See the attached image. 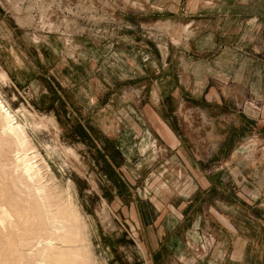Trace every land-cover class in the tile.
<instances>
[{"label":"rangeland","instance_id":"374dc122","mask_svg":"<svg viewBox=\"0 0 264 264\" xmlns=\"http://www.w3.org/2000/svg\"><path fill=\"white\" fill-rule=\"evenodd\" d=\"M155 4L154 0H0V96L25 131L23 141H18L0 111V264H151L146 240L156 230L149 225L158 210L146 195L189 193L192 182L184 174L183 161L174 158L170 146L147 127L154 142L142 148L156 154H147V174L133 183L135 172L117 170L125 161L110 138L99 129L88 132L82 127L80 87L70 104V90L47 78L45 65L46 59H55L64 71L67 63L61 59L76 63L85 45L82 40L108 50L119 40L116 50L133 39L149 46L155 61L150 69L157 71V59L173 45L171 27L182 22L184 30L189 26L181 17H163ZM18 74L21 81L16 80ZM146 79L139 75L119 85L118 91L123 96L125 90H141ZM149 80L153 83L155 74ZM215 82L210 84L218 88ZM217 82L223 84L222 90L232 85L224 79ZM141 98V92L139 96L134 92L135 102ZM184 98L187 111L181 112L178 130L199 137L189 150L197 146L199 152L205 151L210 146L201 139L211 129L199 123L200 111L189 108L208 102L203 95L197 100ZM230 103L235 105L225 112L214 111L215 116L225 113L235 119L218 133L226 141L222 149L264 151L263 101L249 94ZM25 154L36 165L33 176L20 161ZM246 161V167H252L253 161ZM207 162L215 167L223 161ZM263 200L264 192L259 202ZM217 242L216 233L203 222L187 232L186 245L199 261L215 251ZM161 257L171 260L169 252L162 251ZM176 260L184 262L183 257Z\"/></svg>","mask_w":264,"mask_h":264},{"label":"crops","instance_id":"0c3cea01","mask_svg":"<svg viewBox=\"0 0 264 264\" xmlns=\"http://www.w3.org/2000/svg\"><path fill=\"white\" fill-rule=\"evenodd\" d=\"M155 1L163 17H181L189 26L184 30L182 22L171 27L173 45L157 59V71L150 69L155 61L143 40H125L116 50L119 40L110 43V50L82 40L81 58L76 63L61 59L67 63L64 71L54 63L57 60L46 59V76L70 90V104L76 87H80L82 127L88 132L99 129L110 138L115 152L125 161L124 168L119 164L117 170L135 172L133 183L147 174V154L154 153L148 152L149 147L142 148L154 142L149 128L170 146L174 158L183 161L184 174L192 182L189 193L146 195L158 210L149 225L156 230L146 240L151 264H178L176 259L182 257L183 264H264V200L259 202L264 192V151L223 150L226 141L218 133L235 119L225 113L214 115V111L225 112L235 105L230 101L239 102L249 94L264 103V0ZM39 55L44 58L41 51ZM151 73L156 78L153 83ZM139 75L147 78L141 90H125L122 96L119 85ZM223 79L232 82L224 90L217 82ZM16 80L21 81L19 74ZM211 81H216L218 88ZM134 92L136 96L141 92L137 102ZM202 95L206 106L189 108L200 111L203 120L199 123L211 129L201 139L210 148L199 152L197 146L195 151L189 150L190 145L199 143V137L183 135L178 125L181 112L187 111L184 97L197 100ZM99 149L105 152L102 145ZM208 160L223 162L208 167ZM246 160L253 161L252 167H246ZM200 222L216 233L218 241L204 261L192 255L186 245L190 226ZM162 251L169 252L171 260L163 259Z\"/></svg>","mask_w":264,"mask_h":264},{"label":"bare ground","instance_id":"6f19581e","mask_svg":"<svg viewBox=\"0 0 264 264\" xmlns=\"http://www.w3.org/2000/svg\"><path fill=\"white\" fill-rule=\"evenodd\" d=\"M0 111L3 114V117L6 120L7 130L14 133L18 139V141H23V135L25 134L23 125L14 121V114L10 111V109L4 104L1 96H0ZM25 140V139H24ZM19 142V143H21ZM29 154H25L20 158L21 163L24 165V170L29 176H31L35 170L34 163L32 162V158L28 156ZM20 157V156H19ZM33 176V175H32Z\"/></svg>","mask_w":264,"mask_h":264},{"label":"built area","instance_id":"2783aa9c","mask_svg":"<svg viewBox=\"0 0 264 264\" xmlns=\"http://www.w3.org/2000/svg\"><path fill=\"white\" fill-rule=\"evenodd\" d=\"M204 243V241H202Z\"/></svg>","mask_w":264,"mask_h":264}]
</instances>
